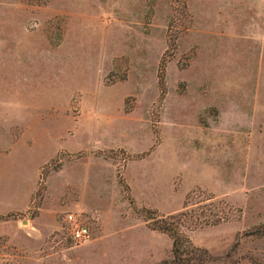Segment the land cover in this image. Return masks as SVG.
<instances>
[{
	"label": "rangeland",
	"instance_id": "374dc122",
	"mask_svg": "<svg viewBox=\"0 0 264 264\" xmlns=\"http://www.w3.org/2000/svg\"><path fill=\"white\" fill-rule=\"evenodd\" d=\"M140 208L264 264V0H0V264H168Z\"/></svg>",
	"mask_w": 264,
	"mask_h": 264
},
{
	"label": "trees",
	"instance_id": "16d2710c",
	"mask_svg": "<svg viewBox=\"0 0 264 264\" xmlns=\"http://www.w3.org/2000/svg\"><path fill=\"white\" fill-rule=\"evenodd\" d=\"M161 75L158 74V82L160 83ZM139 216L146 221L149 229L163 233L170 240V260L168 264H205L208 256L206 251L201 248H189L186 237L179 231L178 225L175 221L160 216V218L152 216L153 210L144 208L136 209ZM13 216L11 213L4 215V218ZM0 218H3L0 216ZM257 236L264 234V228L258 231ZM253 236L255 233L251 232ZM230 254H225L223 259L218 264H234Z\"/></svg>",
	"mask_w": 264,
	"mask_h": 264
},
{
	"label": "built area",
	"instance_id": "2783aa9c",
	"mask_svg": "<svg viewBox=\"0 0 264 264\" xmlns=\"http://www.w3.org/2000/svg\"><path fill=\"white\" fill-rule=\"evenodd\" d=\"M65 222L70 225L68 228V236L74 243L85 242L89 239V230L84 225L76 223L73 216L69 213L65 215Z\"/></svg>",
	"mask_w": 264,
	"mask_h": 264
}]
</instances>
